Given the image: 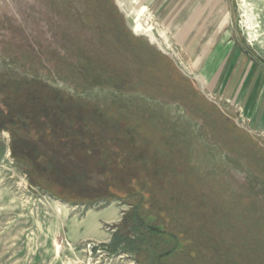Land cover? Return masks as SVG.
Segmentation results:
<instances>
[{
    "label": "rangeland",
    "instance_id": "1",
    "mask_svg": "<svg viewBox=\"0 0 264 264\" xmlns=\"http://www.w3.org/2000/svg\"><path fill=\"white\" fill-rule=\"evenodd\" d=\"M50 89L127 136L117 182L174 163L152 176L165 178L154 197L186 194L175 223L198 244L173 261L264 264V0H0V100ZM10 140L0 131V264H137L109 239L67 235L91 210L129 205L53 196Z\"/></svg>",
    "mask_w": 264,
    "mask_h": 264
},
{
    "label": "trees",
    "instance_id": "2",
    "mask_svg": "<svg viewBox=\"0 0 264 264\" xmlns=\"http://www.w3.org/2000/svg\"><path fill=\"white\" fill-rule=\"evenodd\" d=\"M22 83L33 81L23 79ZM50 93L28 96L24 104L16 102L17 97L0 100V131L10 133L12 157L25 164L32 182L59 199H119L129 205L108 244L111 252L132 254L137 264H180L173 259L198 244L196 235L191 239L175 223L179 209L175 200H184L186 194L162 191L160 196L169 205H161L154 194L160 192L165 178L152 181V176L158 179L172 172L174 163L168 170L164 165L153 172L147 168L132 180L117 182L128 158L127 147H120L127 136L113 132L115 127L103 121L102 112L85 99L64 97L55 89ZM95 175L102 180L97 182ZM217 237L214 241L223 243Z\"/></svg>",
    "mask_w": 264,
    "mask_h": 264
},
{
    "label": "crops",
    "instance_id": "3",
    "mask_svg": "<svg viewBox=\"0 0 264 264\" xmlns=\"http://www.w3.org/2000/svg\"><path fill=\"white\" fill-rule=\"evenodd\" d=\"M112 206V207H111ZM119 205H108L99 210H91L87 212L86 216L81 220H72L69 222L67 235L73 240L82 239H96V240H107L111 241L112 235L115 229L112 230L111 234H108L103 228V223L113 222L117 224L123 214L118 216V211L121 209ZM116 208V209H114ZM110 210V211H109ZM117 211V212H116ZM117 213V214H116Z\"/></svg>",
    "mask_w": 264,
    "mask_h": 264
},
{
    "label": "bare ground",
    "instance_id": "4",
    "mask_svg": "<svg viewBox=\"0 0 264 264\" xmlns=\"http://www.w3.org/2000/svg\"><path fill=\"white\" fill-rule=\"evenodd\" d=\"M62 206H63V205H62L61 203H57V204H56V208H57V210H60V211L63 210ZM111 207H112V206H111ZM119 208H120V207H119ZM114 209H116V208H114ZM109 211H110V210H109ZM116 212H117V211H116ZM116 214H117V213H116ZM118 216H119V215H118Z\"/></svg>",
    "mask_w": 264,
    "mask_h": 264
}]
</instances>
